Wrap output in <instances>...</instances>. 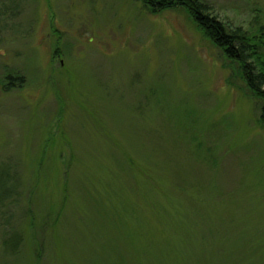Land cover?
Listing matches in <instances>:
<instances>
[{
  "label": "rangeland",
  "instance_id": "obj_1",
  "mask_svg": "<svg viewBox=\"0 0 264 264\" xmlns=\"http://www.w3.org/2000/svg\"><path fill=\"white\" fill-rule=\"evenodd\" d=\"M177 4L0 0V264H264L261 102Z\"/></svg>",
  "mask_w": 264,
  "mask_h": 264
},
{
  "label": "trees",
  "instance_id": "obj_2",
  "mask_svg": "<svg viewBox=\"0 0 264 264\" xmlns=\"http://www.w3.org/2000/svg\"><path fill=\"white\" fill-rule=\"evenodd\" d=\"M149 4L153 7L152 2ZM172 4L175 3L162 1L159 6L161 9H168ZM177 5L193 17L204 36L222 50L226 59L238 67L247 90L261 102L260 112L264 125V52L261 42L257 47L253 46L249 35L241 28H232L221 23L206 5L196 0H178ZM8 84H12L11 81ZM7 86L5 90L9 89ZM10 197L11 195L8 200Z\"/></svg>",
  "mask_w": 264,
  "mask_h": 264
}]
</instances>
